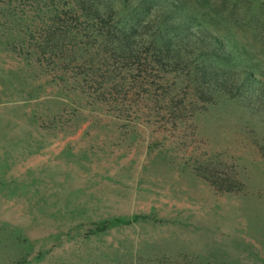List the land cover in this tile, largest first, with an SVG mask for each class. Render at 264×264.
Returning <instances> with one entry per match:
<instances>
[{"label":"rangeland","instance_id":"rangeland-1","mask_svg":"<svg viewBox=\"0 0 264 264\" xmlns=\"http://www.w3.org/2000/svg\"><path fill=\"white\" fill-rule=\"evenodd\" d=\"M0 264H264V0H0Z\"/></svg>","mask_w":264,"mask_h":264},{"label":"trees","instance_id":"trees-1","mask_svg":"<svg viewBox=\"0 0 264 264\" xmlns=\"http://www.w3.org/2000/svg\"><path fill=\"white\" fill-rule=\"evenodd\" d=\"M89 1V0H88ZM90 1H92V2H94V0H90ZM94 5H95V3H94ZM176 22L177 23H175V24H173V25H175L176 27L177 26H179L180 24H181V21H179V20H176ZM183 22H184V24H186L187 23V20L184 18L183 19ZM211 72V71H210ZM248 71L246 70V73H247ZM211 73H213V72H211ZM214 74V73H213ZM225 74H226V72H225ZM140 217L138 216V215H135V216H133V217H131V218H129V219H124V218H114V219H112L111 221H109V222H107L106 224H104V226H103V228L102 229H104V228H106V227H108L109 225L110 226H114V225H118V224H121V223H130L131 221H135V220H137V219H139Z\"/></svg>","mask_w":264,"mask_h":264}]
</instances>
